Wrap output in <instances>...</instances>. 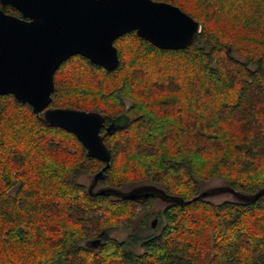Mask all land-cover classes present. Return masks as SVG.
I'll list each match as a JSON object with an SVG mask.
<instances>
[{"label":"trees","instance_id":"trees-1","mask_svg":"<svg viewBox=\"0 0 264 264\" xmlns=\"http://www.w3.org/2000/svg\"><path fill=\"white\" fill-rule=\"evenodd\" d=\"M156 1L200 23L190 45L130 31L113 42L116 68L75 54L54 73L49 107L103 116L105 169L73 133L0 95V264H264V0ZM101 169V187L158 186V232L111 235L155 199L93 195L80 177ZM214 178L225 187L205 189ZM97 236V249L85 245Z\"/></svg>","mask_w":264,"mask_h":264},{"label":"water","instance_id":"water-1","mask_svg":"<svg viewBox=\"0 0 264 264\" xmlns=\"http://www.w3.org/2000/svg\"><path fill=\"white\" fill-rule=\"evenodd\" d=\"M5 4L17 9L20 16L0 8V95L12 94L20 103L29 104L44 123L73 133L89 156L105 162L103 169L110 160L100 133L103 116L94 111L49 107L55 71L75 54L104 69L116 68L120 60L113 42L130 31L162 49L185 48L200 31L198 21L165 1L0 0V5ZM112 124L106 126L107 131ZM103 169L93 176L90 191ZM139 189L122 193L102 187L92 194L110 193L128 199L152 195L151 190ZM206 195L207 191L199 194ZM156 220H152V226ZM100 244L99 236L85 242L92 249Z\"/></svg>","mask_w":264,"mask_h":264},{"label":"rangeland","instance_id":"rangeland-1","mask_svg":"<svg viewBox=\"0 0 264 264\" xmlns=\"http://www.w3.org/2000/svg\"><path fill=\"white\" fill-rule=\"evenodd\" d=\"M233 55H235L237 57H240V55L238 53H236V52H233ZM126 121H127V116L126 115H122V116H119L117 118L116 123L117 124H123ZM80 181L83 182L86 186H89L91 184L92 179L90 177L81 176L80 177ZM142 184L143 185L144 184L147 185V184H150V183L149 182H144V183L131 184V185L125 186L123 188H120L119 190L122 193H127L132 188L140 186ZM154 187L157 190L155 192H158V190H159L158 186L154 185ZM216 187L224 188L225 184H224V182L221 179L214 178V179L210 180L209 182L205 183V185H204L205 189H212V188H216ZM100 188H102V187L96 185L94 187V190H97V189H100ZM158 193L160 194V192H158ZM158 193L153 195L154 199H155L154 205L146 211V214H142L141 217L138 218L131 225V228L129 230L118 228V229H115L114 231H112L111 235L116 237L119 240H124L130 234L132 229L138 230L140 232L139 235H141V236H145V234L150 232V231L154 232V231L157 230V232H158L159 227L157 226V224L159 222V219H158L157 214H158L159 211H161L165 207V203L162 202V201H164V199L161 198V196H159ZM234 197H235L234 193L231 192L230 190L221 191V192H218V193H215V194L209 196V198L212 201H215V202H219V201H222L224 199H232ZM146 215H147V218L145 220H146L147 224L144 226L142 224V222L144 221V218H145ZM153 219H157V220H156V223L154 225L155 227L151 228L150 224H151Z\"/></svg>","mask_w":264,"mask_h":264},{"label":"flooded vegetation","instance_id":"flooded-vegetation-1","mask_svg":"<svg viewBox=\"0 0 264 264\" xmlns=\"http://www.w3.org/2000/svg\"><path fill=\"white\" fill-rule=\"evenodd\" d=\"M10 14V13H9ZM14 15V14H13ZM16 16H20V13H19V15H16ZM137 187H139V188H142V189H139L138 191L140 192H144V190H151L152 192V195H154L155 194V192L153 191V190H155L156 191V189H155V187H154V185H152V184H142V185H140V186H137ZM154 227V226H153Z\"/></svg>","mask_w":264,"mask_h":264}]
</instances>
